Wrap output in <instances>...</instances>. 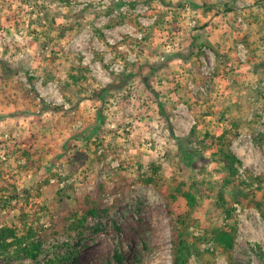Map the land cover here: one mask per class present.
<instances>
[{
    "label": "rangeland",
    "instance_id": "rangeland-1",
    "mask_svg": "<svg viewBox=\"0 0 264 264\" xmlns=\"http://www.w3.org/2000/svg\"><path fill=\"white\" fill-rule=\"evenodd\" d=\"M180 180L186 264H264V0H0V264H171Z\"/></svg>",
    "mask_w": 264,
    "mask_h": 264
},
{
    "label": "trees",
    "instance_id": "trees-1",
    "mask_svg": "<svg viewBox=\"0 0 264 264\" xmlns=\"http://www.w3.org/2000/svg\"><path fill=\"white\" fill-rule=\"evenodd\" d=\"M105 88H102V91H105ZM103 97V93L101 95ZM223 135L218 138L219 142L224 143ZM220 149V148H219ZM221 154V157L224 161H227L226 168L229 172L230 177H235L237 174L236 168L233 164L238 160V158L227 150L223 152L222 149L218 150ZM190 152L183 154V159L186 163L190 162ZM146 183H154V176H147L144 178ZM247 184L245 181H240ZM186 183L184 181H177L175 185L174 192L170 194V198L173 201L178 199V196L185 201V207L182 210H174V207L170 205L169 202L166 203L167 214L170 221V244H171V264H186V254L184 250V234L188 228L193 225L196 221L194 218V211L196 207V197L190 191V188H185ZM233 199L242 196V190H239L238 195H233ZM234 201V200H233ZM249 205L255 207L261 215L264 216V194L261 197L252 196L249 200ZM106 210L97 203L93 198L91 193L82 194L78 198L77 204L70 210L69 216L65 217V226L62 231L66 233L77 232L82 233V231L87 227L86 220L88 217H99L102 216ZM226 221L222 226L214 227L212 230V239L216 245H219L227 250H231L234 244L236 228L231 223L232 209L231 206L225 207ZM14 228L9 227H0V249H3L6 245V240L9 237L15 236ZM59 233V231H58Z\"/></svg>",
    "mask_w": 264,
    "mask_h": 264
},
{
    "label": "built area",
    "instance_id": "built-area-1",
    "mask_svg": "<svg viewBox=\"0 0 264 264\" xmlns=\"http://www.w3.org/2000/svg\"><path fill=\"white\" fill-rule=\"evenodd\" d=\"M189 9V7L188 6H185V10H188Z\"/></svg>",
    "mask_w": 264,
    "mask_h": 264
}]
</instances>
